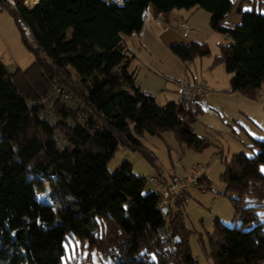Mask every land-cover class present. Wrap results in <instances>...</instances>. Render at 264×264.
I'll list each match as a JSON object with an SVG mask.
<instances>
[{
	"label": "trees",
	"instance_id": "obj_1",
	"mask_svg": "<svg viewBox=\"0 0 264 264\" xmlns=\"http://www.w3.org/2000/svg\"><path fill=\"white\" fill-rule=\"evenodd\" d=\"M151 6L161 13L208 12L212 30L230 40L219 46L213 63L231 75L229 92L255 100L264 89V14L239 8L241 23L230 25L233 0L20 4L18 13H10L35 59L14 73L0 59V264H62L65 244L76 238L89 253L80 259L76 249L71 264H93L92 252L107 264H198L183 212L169 207L163 214L157 190L144 192L148 180L135 175L131 163L114 174L108 170L120 144L154 164L140 141L145 134L173 132L197 152L210 145L194 131L203 109L183 116L177 102L159 105L128 71L125 37L142 30ZM171 51L187 65L211 55L209 45L196 42L172 45ZM53 87L65 89L77 102L74 108L57 99L54 124L41 104ZM251 148L257 150L252 157L234 155L222 175L224 195L233 196L242 225L216 222L209 237L211 264H264V223L243 229L258 221L255 210L262 208L249 204L264 202V140L253 139ZM199 186L210 188L206 175ZM43 193L49 203L37 198ZM168 224L173 225V250L160 233Z\"/></svg>",
	"mask_w": 264,
	"mask_h": 264
},
{
	"label": "rangeland",
	"instance_id": "obj_2",
	"mask_svg": "<svg viewBox=\"0 0 264 264\" xmlns=\"http://www.w3.org/2000/svg\"><path fill=\"white\" fill-rule=\"evenodd\" d=\"M233 2L235 7L229 20L241 16L238 12L240 7L244 9L243 11L256 9L264 14V5L260 6L264 0H253V4L247 0H233ZM209 47L211 52L212 49L214 52H218L213 41ZM214 55L213 53L211 58H204L203 65L205 67L212 61ZM0 59L5 63L10 73H14L17 69H28L35 59L25 46L21 29L13 14L8 10H5L0 17ZM197 68L199 71L198 66ZM157 74L160 77H150L147 83H149V87L154 88L149 89L157 97L159 105L165 106L171 101L167 100L169 95L164 90L166 78H162V74ZM226 74L228 75L225 67L220 66L213 76L220 78V85L223 86ZM141 79H145L144 75ZM206 99V102L200 103L204 111L198 114L194 123L195 133L199 137L207 138L210 143L203 152H197L180 143L173 132H165L161 136L145 134L140 138V141L152 153L154 164L150 163L139 150H132L122 144L118 146L114 157L108 164L109 172L114 174L125 162L131 163L133 173L147 180L159 176V170L162 169L170 175H182L187 178L192 177L193 169H204L210 180V188L192 186L180 206L171 205L174 212L180 209L184 214L185 228L191 234L188 237L189 247L198 264H211L208 256L210 252L209 237L214 233L217 221L227 227L242 225V219L237 216L231 202L233 196L231 194L224 195L226 184L221 178L226 171V164L230 163L233 156L237 154L244 153L252 157L257 152L255 148H251L253 139L264 140V89L255 100L228 92H210ZM196 110L197 107L194 112ZM179 113L183 116L187 114L181 108ZM192 114L193 112L189 113V115ZM152 190H156V186L148 182L144 192L149 193ZM37 198L44 203L50 202L46 193L38 194ZM249 205L262 208L255 210L259 216L258 221L244 226V230H250L258 223H264V202H255ZM80 243L81 241L76 238L70 239V242L65 244L66 255L63 257L62 264H71V259L76 257V249L79 251L80 259L87 257L89 251L88 249L82 250ZM92 262L93 264L108 263L105 257L96 252H92Z\"/></svg>",
	"mask_w": 264,
	"mask_h": 264
},
{
	"label": "crops",
	"instance_id": "obj_3",
	"mask_svg": "<svg viewBox=\"0 0 264 264\" xmlns=\"http://www.w3.org/2000/svg\"><path fill=\"white\" fill-rule=\"evenodd\" d=\"M112 1L121 2L122 0ZM247 1L253 4V0ZM263 5L264 3L261 2L260 6ZM242 10L244 9L242 8ZM230 15L227 19L228 24L237 25L241 22V16L229 20ZM210 18L211 15L202 9L174 10L170 13H161L152 6L149 7L144 16L142 30L137 34L125 37V48L130 58L128 71L134 75L136 86L152 94L149 88H154L149 87L147 80L150 77H160L157 74L159 73L163 75L162 78H166L164 90L169 95L167 100H171L170 102H179V84L182 81L192 84L203 83L208 90V95L210 92L230 93L231 75H225L223 86L220 85V78L213 76L216 69L223 66L213 67L214 58L219 54V46L230 42V40L212 30ZM211 41H213L218 52H214L212 49L208 58H211L213 53L215 55L212 61L206 64V67L203 65L204 58H198L187 65L171 51V46L175 44L189 45L196 42L211 46ZM143 75L145 81L141 79ZM226 85L228 87H225ZM155 90L158 89L155 88ZM232 94L240 95L238 93ZM206 101L207 99L194 103L193 110L196 107L197 110H201L200 103ZM167 174L170 175L168 172Z\"/></svg>",
	"mask_w": 264,
	"mask_h": 264
},
{
	"label": "built area",
	"instance_id": "obj_4",
	"mask_svg": "<svg viewBox=\"0 0 264 264\" xmlns=\"http://www.w3.org/2000/svg\"><path fill=\"white\" fill-rule=\"evenodd\" d=\"M38 0H0V17L5 10L18 13L20 4H23L26 8H32L36 5ZM23 29L26 31V26L21 22ZM208 95V90L203 83L190 84L186 81H182L179 84V107L187 114L193 111L194 103L205 100ZM57 99H60L64 104L71 107H76L77 102L73 98V95L67 92L65 89L59 87H53L50 91L48 99L43 101L46 108L45 117L49 122L55 123V113L53 111L54 104ZM85 115L80 114V121L85 120ZM205 176V171L199 169L192 170V177L187 178L182 175H168L165 170L159 171V176L152 177L148 180L149 183L156 186V190L160 196L159 208L171 207L176 205L179 200L184 198L189 192L192 186H199L200 181ZM173 225L168 224L160 233L165 241L167 248L173 250Z\"/></svg>",
	"mask_w": 264,
	"mask_h": 264
},
{
	"label": "water",
	"instance_id": "obj_5",
	"mask_svg": "<svg viewBox=\"0 0 264 264\" xmlns=\"http://www.w3.org/2000/svg\"><path fill=\"white\" fill-rule=\"evenodd\" d=\"M25 31V30H24ZM25 33L27 34V36L30 38V31H29V29L26 27V31H25ZM162 212H163V214H165V215H167L168 214V208H164L163 210H162Z\"/></svg>",
	"mask_w": 264,
	"mask_h": 264
}]
</instances>
